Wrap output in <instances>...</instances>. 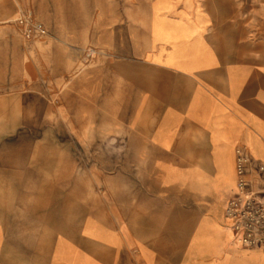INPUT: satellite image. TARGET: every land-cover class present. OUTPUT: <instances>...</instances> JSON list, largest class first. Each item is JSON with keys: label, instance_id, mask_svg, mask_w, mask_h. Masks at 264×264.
I'll list each match as a JSON object with an SVG mask.
<instances>
[{"label": "crops", "instance_id": "crops-1", "mask_svg": "<svg viewBox=\"0 0 264 264\" xmlns=\"http://www.w3.org/2000/svg\"><path fill=\"white\" fill-rule=\"evenodd\" d=\"M239 156L263 186L264 0H0V264H264Z\"/></svg>", "mask_w": 264, "mask_h": 264}, {"label": "built area", "instance_id": "built-area-1", "mask_svg": "<svg viewBox=\"0 0 264 264\" xmlns=\"http://www.w3.org/2000/svg\"><path fill=\"white\" fill-rule=\"evenodd\" d=\"M35 31L45 33L46 29L41 22L27 17L24 34L30 37ZM246 157L238 158V173L240 177L236 185V194L228 201L225 215L231 220L235 233V240L248 248H264V185L255 187L245 177ZM259 172L264 184V164Z\"/></svg>", "mask_w": 264, "mask_h": 264}]
</instances>
